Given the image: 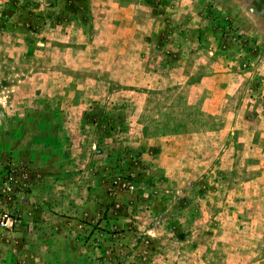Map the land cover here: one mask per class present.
<instances>
[{
    "label": "rangeland",
    "instance_id": "rangeland-1",
    "mask_svg": "<svg viewBox=\"0 0 264 264\" xmlns=\"http://www.w3.org/2000/svg\"><path fill=\"white\" fill-rule=\"evenodd\" d=\"M0 264H264V0H0Z\"/></svg>",
    "mask_w": 264,
    "mask_h": 264
}]
</instances>
